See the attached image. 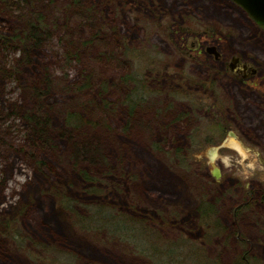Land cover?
I'll return each instance as SVG.
<instances>
[{
  "label": "rangeland",
  "instance_id": "1",
  "mask_svg": "<svg viewBox=\"0 0 264 264\" xmlns=\"http://www.w3.org/2000/svg\"><path fill=\"white\" fill-rule=\"evenodd\" d=\"M79 1L85 19L72 0L32 4L49 40L0 79V264H264L261 28L230 0ZM232 56L258 69L243 85L211 77ZM35 110L48 147L28 142Z\"/></svg>",
  "mask_w": 264,
  "mask_h": 264
},
{
  "label": "trees",
  "instance_id": "2",
  "mask_svg": "<svg viewBox=\"0 0 264 264\" xmlns=\"http://www.w3.org/2000/svg\"><path fill=\"white\" fill-rule=\"evenodd\" d=\"M38 2L39 0H0V16L10 14L17 22L16 25L18 26L15 31H5L4 33H0V79L3 77L5 79H10L13 77V65H25V67L29 65V63H31V58L33 57V55L32 57L30 56V53L32 51L38 52L42 45L46 43L45 41L49 40L50 32L48 24L46 21H44L42 15L34 11V8L32 7V4L36 5ZM72 2L73 6H76V9L81 10V15L85 19L88 15L79 5L80 1L72 0ZM11 49L12 53L16 51L18 56L15 58V60L8 61L6 55ZM48 83L49 81L45 77H43L42 81L40 82L41 86L45 88L49 87ZM29 93L37 99H39L44 94V92L41 91L36 84L30 88ZM24 117L29 125L27 126L29 128V134L27 136V138H29V144L35 147H48L50 145V141L47 137V119H45L39 110H35ZM67 123L71 125L72 121L68 120ZM83 149L74 153L73 158L74 160H77V162L81 159L83 153L85 152ZM87 179L90 178L87 177ZM215 207V204L201 202L197 208V212H199V220L205 224L204 230L207 232V235L205 236L207 242H210L211 239L214 238V233H218L217 223H214L212 218V216L215 214L214 212L217 211V208ZM140 222L141 223L135 220V223H139L141 226H143V221ZM120 225H123V223ZM143 227L147 226L144 225ZM152 240L155 239L152 238ZM158 246V244L152 246L153 248H156L153 249V251H158ZM243 261L239 260L234 264H244Z\"/></svg>",
  "mask_w": 264,
  "mask_h": 264
},
{
  "label": "flooded vegetation",
  "instance_id": "3",
  "mask_svg": "<svg viewBox=\"0 0 264 264\" xmlns=\"http://www.w3.org/2000/svg\"><path fill=\"white\" fill-rule=\"evenodd\" d=\"M255 24L257 25V23H255ZM215 52L217 53V55H215V53H213L212 51H209L208 49L206 50L207 55L213 56L214 60L216 62H219L221 60L222 56H221L220 53L217 52V49L216 48H215ZM233 58H236V56H232L231 57V61H232ZM237 59L238 60L235 62V64L230 62L226 66V69L224 70V73H222L221 71L217 70V72L214 73L216 76L211 75L212 79L214 80V77H217L218 78V75L219 76H223L224 75V76L227 77V74H228V71H229L231 73V75H233L235 77H239L242 80V81H240V83H241L240 85H243V84H245V81H243V80H247V79H249V77L252 78V77H254L257 74L256 73V72H258V69L257 68H251L246 63L241 62V60L239 59V57H237ZM214 69H215V67H214ZM209 78H210V76H209ZM209 78L206 81V83H207L206 85L209 84V82H208L209 81ZM218 102L214 98L208 99V102L207 101L204 102L203 105L206 108V110L208 111V112L205 113V117L206 116L207 117L208 116H211V114H212L211 112H213L215 110L216 114L220 116V120L223 122V124H222L223 126L221 127L222 128L221 129L222 130V133L223 134H226L227 133V130H228V127L226 126V124H224V121L223 120H225V118H224L225 112L226 111H229V110L227 109V106L224 105V103H220L219 104ZM204 109L201 108V111L204 110ZM189 110H191V108H189ZM202 112L200 114L201 116H203V114H204ZM235 120L236 119L233 117V121H235ZM242 135L245 136V133L242 134ZM217 177H218V175H217ZM258 200H259V202L256 199L257 203H259V204H262L264 202V192L260 195V197H259ZM242 207H244V206H242ZM143 217H147V216H143ZM147 223H148V221H147ZM148 227H150V226H148ZM154 249H156V248H154Z\"/></svg>",
  "mask_w": 264,
  "mask_h": 264
},
{
  "label": "water",
  "instance_id": "4",
  "mask_svg": "<svg viewBox=\"0 0 264 264\" xmlns=\"http://www.w3.org/2000/svg\"><path fill=\"white\" fill-rule=\"evenodd\" d=\"M232 3L239 8L242 9V11L245 12V14L257 25L261 28V30L264 33V0H230ZM209 51H212L217 55L215 52V47H209L207 48ZM237 58L232 59V63L235 64L237 61ZM216 170V169H215ZM217 177V174H214Z\"/></svg>",
  "mask_w": 264,
  "mask_h": 264
}]
</instances>
